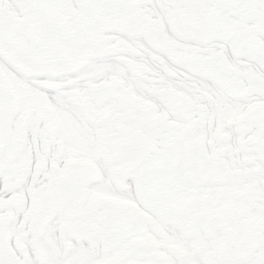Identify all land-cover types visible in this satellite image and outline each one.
<instances>
[{
  "label": "snow or ice",
  "instance_id": "snow-or-ice-1",
  "mask_svg": "<svg viewBox=\"0 0 264 264\" xmlns=\"http://www.w3.org/2000/svg\"><path fill=\"white\" fill-rule=\"evenodd\" d=\"M0 264H264V0H0Z\"/></svg>",
  "mask_w": 264,
  "mask_h": 264
}]
</instances>
